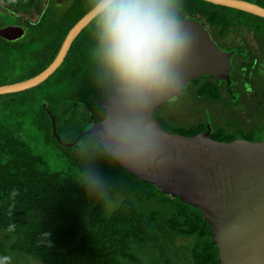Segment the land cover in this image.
<instances>
[{
  "label": "trees",
  "instance_id": "1",
  "mask_svg": "<svg viewBox=\"0 0 264 264\" xmlns=\"http://www.w3.org/2000/svg\"><path fill=\"white\" fill-rule=\"evenodd\" d=\"M0 1V27L20 23L22 14L41 11L43 3ZM82 1L61 15L45 7L23 38L0 37V64L7 60L20 81L42 72L69 29L95 7L96 0L87 7ZM247 1L264 7V0ZM161 4L173 20L198 18L218 46L236 53L231 88L206 75L160 106L155 118L182 135L209 129L219 141L263 140L264 18L203 0ZM95 25L86 30L89 41L75 42L43 83L0 96V264H219L212 229L199 209L128 173L93 136L82 134L106 117L104 104L120 87ZM35 56L40 65L25 73ZM189 102L195 118L184 125L178 113ZM52 116L70 145L53 136Z\"/></svg>",
  "mask_w": 264,
  "mask_h": 264
},
{
  "label": "water",
  "instance_id": "2",
  "mask_svg": "<svg viewBox=\"0 0 264 264\" xmlns=\"http://www.w3.org/2000/svg\"><path fill=\"white\" fill-rule=\"evenodd\" d=\"M203 1L264 18V7L251 1ZM96 16L94 7L69 31L47 68L29 79L0 85V95L24 92L47 80L65 60L74 39ZM174 21L187 28L193 38L191 50L176 68L181 83L153 95L142 107L128 103L117 87L104 104L106 117L92 122L82 134L93 136L128 173L199 209L212 229L219 264H264V139L219 141L209 129L194 136L182 135L165 129L155 118L160 106L206 75L227 82L228 88L232 85L236 50L218 46L198 18ZM25 33L19 25L0 27V37L7 41H16ZM52 120L53 136L61 144L70 145L58 135L54 116ZM133 120L149 131L130 147L119 140L115 131L119 122Z\"/></svg>",
  "mask_w": 264,
  "mask_h": 264
},
{
  "label": "clouds",
  "instance_id": "3",
  "mask_svg": "<svg viewBox=\"0 0 264 264\" xmlns=\"http://www.w3.org/2000/svg\"><path fill=\"white\" fill-rule=\"evenodd\" d=\"M95 8L106 64L128 103L142 107L181 83L176 68L193 38L168 17L161 0H96ZM148 131L139 121H121L115 134L134 147Z\"/></svg>",
  "mask_w": 264,
  "mask_h": 264
},
{
  "label": "flooded vegetation",
  "instance_id": "4",
  "mask_svg": "<svg viewBox=\"0 0 264 264\" xmlns=\"http://www.w3.org/2000/svg\"><path fill=\"white\" fill-rule=\"evenodd\" d=\"M76 1L77 0H43V3H42V6H41V11H39V10H37V11H33L30 15H21V17H22V20H21V22L20 23H11V24H7V25H19V26H22L24 29H25V31H27V27H28V23L29 24H35V23H37L38 21H39V19L42 17V14H43V11H44V9H45V7H50V8H52L53 10H56V12H57V14L58 15H61L62 13H64V12H66L69 8L70 9H72L73 8V6H75V3H76ZM84 1V0H83ZM82 1V2H83ZM81 2V3H82ZM86 2V7H87V5H88V3H87V0L85 1ZM92 9H93V7H92ZM92 9H90V10H92ZM89 10V11H90ZM88 11V12H89ZM87 12V13H88ZM85 15H87L86 13L83 15V16H85ZM37 16V18H35ZM83 16H81L76 22H75V24L83 17ZM96 22V29H97V27L99 26L100 27V29H101V26H100V24H99V18H98V16H96V18H94L80 33H79V35L74 39V41H73V43H72V45H71V48H72V46L74 45V43L76 42V43H80V45L83 43V42H87V41H89V39H90V37L88 36V34H87V32H86V30L89 28V26L92 24V23H95ZM74 24V25H75ZM73 25V26H74ZM6 26V25H5ZM73 26L69 29V31L73 28ZM92 31H93V27H92V29H91ZM69 31H68V33H69ZM68 33H67V35H68ZM66 35V36H67ZM25 36V35H24ZM23 36V37H24ZM66 36H65V38H66ZM22 37V38H23ZM65 38H64V40H65ZM64 40H63V42H64ZM63 42H62V44H63ZM75 43V44H76ZM62 44H61V46H62ZM61 46H60V49H61ZM71 48H70V50H71ZM59 49V50H60ZM69 50V51H70ZM59 52V51H58ZM58 52H57V54H58ZM69 53V52H68ZM68 55V54H67ZM67 57V56H66ZM55 59V58H54ZM232 75V74H231ZM232 77V76H231ZM232 86V85H231Z\"/></svg>",
  "mask_w": 264,
  "mask_h": 264
},
{
  "label": "rangeland",
  "instance_id": "5",
  "mask_svg": "<svg viewBox=\"0 0 264 264\" xmlns=\"http://www.w3.org/2000/svg\"><path fill=\"white\" fill-rule=\"evenodd\" d=\"M35 18H37V16ZM3 20L10 21L9 18H5ZM28 41L30 42V39H28ZM230 42H234V39L231 38ZM31 43H35V42H31ZM21 45H23V44L21 43ZM234 58H235V56L233 57V61H234ZM32 60L34 62L33 64H31V62H30V64L29 63L25 64V66L23 68V71L25 73L26 72H30V69L38 68V66L40 65V63L42 61V59L39 56L33 57ZM19 81H20V75H17V73L16 74L12 73V70L10 69V64L8 63L7 60H5L3 64H0V85L16 83V82H19ZM47 87H48V84L45 85V83H44L42 85L41 90H43L44 88H47ZM13 94H15V93H13ZM0 96H4V95H0ZM1 100L5 101L6 97H3ZM197 105L200 106V103L197 104ZM194 109H195V105L193 103H190V102L186 103L182 107L181 111L178 113L179 115L183 114L182 116H184V117H180L177 121L181 122V124H184V125L192 124L193 122L191 120V116H192L193 120L195 118V115H194V112H193ZM196 110H201V109H197V106H196ZM244 117H245V120H246V123H247V119H249V116H247V115L245 116L244 115ZM254 119H255V117H254ZM58 167H59V165H58ZM31 264H40V263H38L37 261H31Z\"/></svg>",
  "mask_w": 264,
  "mask_h": 264
}]
</instances>
